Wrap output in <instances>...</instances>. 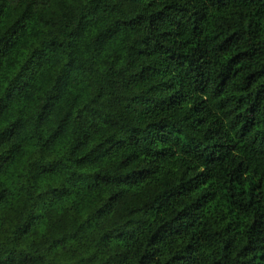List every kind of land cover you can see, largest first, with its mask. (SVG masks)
<instances>
[{
	"label": "clouds",
	"instance_id": "1",
	"mask_svg": "<svg viewBox=\"0 0 264 264\" xmlns=\"http://www.w3.org/2000/svg\"><path fill=\"white\" fill-rule=\"evenodd\" d=\"M256 212L264 0H0V264H245Z\"/></svg>",
	"mask_w": 264,
	"mask_h": 264
},
{
	"label": "trees",
	"instance_id": "2",
	"mask_svg": "<svg viewBox=\"0 0 264 264\" xmlns=\"http://www.w3.org/2000/svg\"><path fill=\"white\" fill-rule=\"evenodd\" d=\"M240 223L247 226L249 233V243L243 251L250 259L245 264H264V212L252 213Z\"/></svg>",
	"mask_w": 264,
	"mask_h": 264
}]
</instances>
